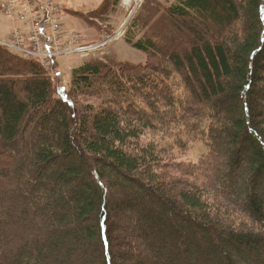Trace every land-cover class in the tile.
<instances>
[{"label": "trees", "instance_id": "16d2710c", "mask_svg": "<svg viewBox=\"0 0 264 264\" xmlns=\"http://www.w3.org/2000/svg\"><path fill=\"white\" fill-rule=\"evenodd\" d=\"M148 1L125 38L145 64L62 87L0 47V264H264V0Z\"/></svg>", "mask_w": 264, "mask_h": 264}, {"label": "rangeland", "instance_id": "374dc122", "mask_svg": "<svg viewBox=\"0 0 264 264\" xmlns=\"http://www.w3.org/2000/svg\"><path fill=\"white\" fill-rule=\"evenodd\" d=\"M23 1V0H21ZM48 2L54 3V5L60 6V8L64 9L63 16L64 22L63 24L65 29L77 30L79 31L83 38L87 41L96 42L98 39H108L107 37H112L108 48L95 51L92 54L86 55L85 53H75L70 55H64L60 57V62L57 61V65L49 64L48 61H45V57L41 55V57H37V59H41L43 65L40 62H37L41 65L43 70L51 76V78L56 79V71L61 73L60 75V84L62 87L68 86L70 81L71 72L74 68H77L85 63V61H99V60H112L113 62L118 61H128L131 63H143L145 64L147 59V54L143 51H140L134 48L126 41L127 30L130 27L132 20H134L137 13L142 14V9H145L149 5L148 0H120L118 4H116L109 12H111L110 18L107 22L98 21L96 19L90 20V17L93 15L92 11L96 7H98L103 0H47ZM159 1V0H158ZM176 0H160L159 2L172 4ZM33 5V3H32ZM17 12L15 15H11L8 13L0 12V41H9L12 39L13 34L16 30H21L26 32L31 37L34 36V24L31 22L34 18V10L37 11L41 15L39 8L32 9L31 12L24 13L28 17V25H26L25 21L20 20L17 13L21 10V5L17 3ZM19 8V9H18ZM80 14V15H78ZM88 20V24L83 19ZM99 22H103L100 23ZM99 25L101 27H99ZM141 34H137L136 39L139 38ZM101 41V40H100ZM99 41V42H100ZM34 43V42H32ZM1 48L8 49L4 46H0ZM8 51V50H7ZM9 53H11L9 51ZM149 59V57H148ZM147 59V60H148ZM54 68V69H53ZM56 70V71H55ZM176 78V76H173ZM172 83V81L170 82ZM173 84V83H172ZM173 90H176L180 82L178 79H174ZM177 91V90H176ZM103 95L107 97L108 92L102 91ZM128 112H130L128 110ZM150 134H146V137L151 140L154 139L156 141L162 142L163 140L168 144L170 141L174 146L171 148V157L174 158L178 162L182 163H196L199 159L206 155L208 152V147L206 141L203 139H198L196 142H192L187 147L186 150L179 149L175 145L174 138L168 134V138L165 139L160 133L156 134L152 130L148 131ZM153 136V137H152ZM163 138V139H162ZM199 173V174H198ZM196 173V177L198 180L206 179L208 182L213 181L218 177V174L214 169L208 170L201 174L200 171ZM198 182V181H197Z\"/></svg>", "mask_w": 264, "mask_h": 264}, {"label": "built area", "instance_id": "2783aa9c", "mask_svg": "<svg viewBox=\"0 0 264 264\" xmlns=\"http://www.w3.org/2000/svg\"><path fill=\"white\" fill-rule=\"evenodd\" d=\"M17 3L21 5L17 15L20 20L26 22V25H28V17L24 13L31 12V7L39 8L41 15L37 13L38 10H34V18L31 21L34 24L35 34L31 37L26 32L16 30L12 39L0 41V46L8 48L10 52L25 59L40 62L42 65L47 60L53 65L57 58L64 55L75 53L88 55L103 50L110 41L108 39L98 43H87L79 33L68 31L63 25L60 6L47 0H1L0 12L15 15ZM41 55L45 57V61L37 59Z\"/></svg>", "mask_w": 264, "mask_h": 264}, {"label": "bare ground", "instance_id": "6f19581e", "mask_svg": "<svg viewBox=\"0 0 264 264\" xmlns=\"http://www.w3.org/2000/svg\"><path fill=\"white\" fill-rule=\"evenodd\" d=\"M114 39V38H113Z\"/></svg>", "mask_w": 264, "mask_h": 264}, {"label": "crops", "instance_id": "0c3cea01", "mask_svg": "<svg viewBox=\"0 0 264 264\" xmlns=\"http://www.w3.org/2000/svg\"><path fill=\"white\" fill-rule=\"evenodd\" d=\"M97 8V7H96Z\"/></svg>", "mask_w": 264, "mask_h": 264}]
</instances>
